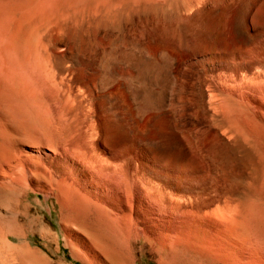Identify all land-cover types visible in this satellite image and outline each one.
I'll return each mask as SVG.
<instances>
[{"label": "bare ground", "instance_id": "1", "mask_svg": "<svg viewBox=\"0 0 264 264\" xmlns=\"http://www.w3.org/2000/svg\"><path fill=\"white\" fill-rule=\"evenodd\" d=\"M263 1L0 0V264L27 237L14 198L29 194L80 264H122L105 225L123 221L126 244L136 212L132 239L154 264H264V138L234 125L257 121L243 96L264 91ZM148 6L169 17L129 33V12ZM168 91L182 113L164 131Z\"/></svg>", "mask_w": 264, "mask_h": 264}, {"label": "rangeland", "instance_id": "2", "mask_svg": "<svg viewBox=\"0 0 264 264\" xmlns=\"http://www.w3.org/2000/svg\"><path fill=\"white\" fill-rule=\"evenodd\" d=\"M236 6H238L237 3H236ZM252 8L254 11L256 10L255 11L256 15L258 14V18H255V22H258V23L264 22V1L262 3H260V2L254 3L252 5ZM168 13H169L168 10H163L161 7L148 6L145 8H133L127 16V25H128L129 30H130L129 33H131V31H133V29L137 27V22L141 21V19H148V18L150 19L153 16H158V15H163L164 17L167 18V17H169ZM117 28H119V26H117ZM151 29H153V28H151ZM151 29H149L148 32H151ZM215 45L218 46L217 43H215ZM145 53L149 57H156L158 59L159 55L157 56L158 50L156 48L148 50ZM190 54H191V52L188 51L187 49H184V48L182 49V55L184 57H189ZM141 57H143V55ZM190 82L194 83L195 81L193 79H191ZM259 86L254 89L255 91L253 90L255 94H253V91L250 93L244 92V96H243V99L245 101L250 102L255 107V110L257 108L255 114L253 113L254 116H257V121H256L255 126L253 124V126H254L253 130L249 129V127L247 125L248 123H252L250 121L249 117L242 118V120H240L238 122H234V125L236 126L238 132L241 134H247L248 132H252L257 136L264 138V127H262V124L264 126V123H263L264 122V120H263L264 113H262V112H264V97H263L264 91H262V89H260L262 85L260 87ZM263 87H264V85H263ZM168 90H170V88ZM263 90H264V88H263ZM169 93H171V91L170 92L168 91V95H167L168 97H167L166 102H165L164 118L160 122V125L164 131H167L170 129V125L172 124V122L174 121L175 118L181 119L180 114L182 113V111L180 112L179 110H177L175 108V105H176L175 99ZM250 95H252V96H250ZM187 100H188V102H187V104H188L187 113L192 117L196 114L197 106H196V104H195V102L191 96H189ZM169 107H170V109H169ZM171 110H172V112H171ZM258 115L259 116L261 115L260 118ZM259 123H261V124H259ZM156 136L157 135L153 134L152 132L149 133V137L156 139ZM238 170L240 173L243 172L241 174L242 177H245L247 175V173H249V168H246L247 171L244 168H242V169L240 168ZM259 172L260 171L258 170V173ZM35 197H36L35 194H29L28 195L27 201H28L29 205H27V207H25L23 205V198L24 197L18 196V197L14 198V199L17 198L16 202L14 201V218H15L14 219L15 220L14 221V229L19 231L20 233H23V235H27V237L24 236V237H26L25 240H22L21 242H17V241L14 242V245H15L14 251L16 252V254L14 252V264H19V263L20 264H80V262L78 260L72 258L71 253L68 250V248L64 247L63 239L60 237L61 234H63V232L60 231V225L58 224L57 220L53 219L52 215L46 212L47 210L45 211L46 208H44V210L41 213H38L39 215L35 213L36 206L33 204V200L35 199ZM37 198L42 202L43 198L41 196H38ZM137 202L138 201H136V202L134 201V204H136ZM143 202H144V204H148L147 208L149 207V205L152 208V209L151 208L148 209L149 211L146 213V215L148 216L147 218L152 217L154 212H157L156 211L157 207L155 205V198L152 197L150 194H146L143 197ZM43 207H44V205H43ZM16 213H18V214H16ZM126 213H127V209H126ZM110 216L113 219L112 220L110 219V221L106 222L105 230H104L105 233L103 234L102 233L103 231H101L104 239L107 241L106 242L107 243L106 254L110 257H114V258L122 260V264L124 262H126L124 264H130L132 259H137L134 261L133 264H154L153 262L157 261V256L154 255L153 253L149 252L148 248L143 247L140 243H138L137 241L132 239L133 232L135 229V225L137 223L136 218H141L139 216V214H137V212H136V213H134V215L131 216L132 219L130 217L129 219L124 221L125 222L124 227L127 226L126 229H130L129 230L130 233L127 232L128 230L127 231L124 230V231H126V234L128 233V235H130L128 238H131V239H127L128 244H127V242L125 244V240H124L123 236L121 235V230H120L121 228L120 227H122L123 221H120V220L114 218L113 215H110ZM121 217H123V216L121 215ZM114 219H116V221ZM111 222H112V224H111ZM91 226H92V228H94L92 223H91ZM112 228H114L113 231H112ZM115 230L116 231L118 230L119 232L118 231L116 232ZM150 230L152 233L156 232L155 228H153V227H150ZM52 238H55V240ZM28 240H29L30 245L27 247V245H25V244L27 243ZM131 240H133V242ZM129 244H130V247H129ZM125 246H127L128 248H126ZM109 249H110V251H109ZM126 249L128 250V252L126 251ZM135 250H136V252H135ZM142 250H145V252H144L145 254H142L143 253ZM125 251H126V253H125ZM117 252H119V253H117ZM127 255H128V257H126ZM23 259H25L24 261L26 263L23 261ZM17 262H19V263H17ZM116 263H118V261H116L114 263L111 262V264H116Z\"/></svg>", "mask_w": 264, "mask_h": 264}]
</instances>
